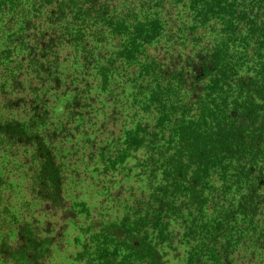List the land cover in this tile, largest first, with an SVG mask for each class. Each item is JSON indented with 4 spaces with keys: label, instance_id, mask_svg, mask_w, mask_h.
Returning a JSON list of instances; mask_svg holds the SVG:
<instances>
[{
    "label": "trees",
    "instance_id": "obj_1",
    "mask_svg": "<svg viewBox=\"0 0 264 264\" xmlns=\"http://www.w3.org/2000/svg\"><path fill=\"white\" fill-rule=\"evenodd\" d=\"M71 226L77 264L264 253V0H0V264Z\"/></svg>",
    "mask_w": 264,
    "mask_h": 264
},
{
    "label": "rangeland",
    "instance_id": "obj_2",
    "mask_svg": "<svg viewBox=\"0 0 264 264\" xmlns=\"http://www.w3.org/2000/svg\"><path fill=\"white\" fill-rule=\"evenodd\" d=\"M124 183L126 182V187L124 190L127 189V187H133V188H140V183L138 180H125L123 181ZM128 183V184H127ZM120 187V183L116 184V188ZM105 192L102 191V196L104 195ZM74 193H69V195H73ZM84 195V194H83ZM101 194H93L89 193L88 195L86 194L84 198L86 199L88 203V207L90 210L96 209V212H101L103 215H111L113 214V211L120 212L121 207L117 206L114 204V206H111L113 203H103L102 199L100 197ZM100 207V208H99ZM110 211H107V210ZM174 230L178 232L177 227H174ZM81 237L79 233L76 231V228L74 226H71L67 233H66V238L64 240L65 243V250L62 252H57L53 253V260L54 263H62V264H77L72 262L70 259L71 256H74L79 250H80V242H81ZM78 241L79 243H76ZM186 248L182 245L174 244L171 250H168L164 260L167 261L168 264H183L184 261V252ZM258 253H242V255H238L235 257L233 260V264H264V256L262 253L260 255H257Z\"/></svg>",
    "mask_w": 264,
    "mask_h": 264
}]
</instances>
